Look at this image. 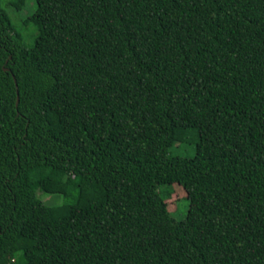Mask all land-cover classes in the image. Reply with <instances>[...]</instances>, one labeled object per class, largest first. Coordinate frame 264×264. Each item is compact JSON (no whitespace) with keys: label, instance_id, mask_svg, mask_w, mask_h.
<instances>
[{"label":"trees","instance_id":"obj_1","mask_svg":"<svg viewBox=\"0 0 264 264\" xmlns=\"http://www.w3.org/2000/svg\"><path fill=\"white\" fill-rule=\"evenodd\" d=\"M4 1L0 264H264V0Z\"/></svg>","mask_w":264,"mask_h":264},{"label":"rangeland","instance_id":"obj_2","mask_svg":"<svg viewBox=\"0 0 264 264\" xmlns=\"http://www.w3.org/2000/svg\"><path fill=\"white\" fill-rule=\"evenodd\" d=\"M6 1L7 0H5L4 3ZM4 5H6V9L12 19V22L16 25V28L18 30H20V19L33 14L37 9L35 0H27V6H25L22 11L18 13L8 8L7 4ZM29 33L31 34V31L23 30L27 45H31L33 43V39L29 37L31 36ZM173 154L186 158L194 157L196 155V141L191 138L186 143H178L173 150ZM159 191L162 192L163 196H165L167 192L172 193L173 199L169 201V208L172 211V215L177 221L184 220L190 208V201L187 198L184 189L179 185H175L173 187L162 186L159 188ZM39 196L48 205H60L65 202V198L62 195L48 194L42 192L39 193Z\"/></svg>","mask_w":264,"mask_h":264},{"label":"water","instance_id":"obj_3","mask_svg":"<svg viewBox=\"0 0 264 264\" xmlns=\"http://www.w3.org/2000/svg\"><path fill=\"white\" fill-rule=\"evenodd\" d=\"M18 101H19V98H18Z\"/></svg>","mask_w":264,"mask_h":264}]
</instances>
